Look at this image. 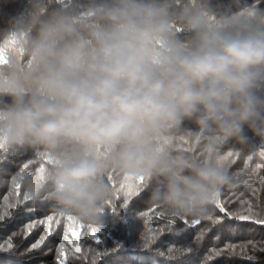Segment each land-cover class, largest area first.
<instances>
[{
  "label": "clouds",
  "instance_id": "clouds-1",
  "mask_svg": "<svg viewBox=\"0 0 264 264\" xmlns=\"http://www.w3.org/2000/svg\"><path fill=\"white\" fill-rule=\"evenodd\" d=\"M264 143V6L252 0H26L0 29V154L21 191L96 224L110 176L205 216L222 155ZM42 177V178H41Z\"/></svg>",
  "mask_w": 264,
  "mask_h": 264
},
{
  "label": "trees",
  "instance_id": "trees-1",
  "mask_svg": "<svg viewBox=\"0 0 264 264\" xmlns=\"http://www.w3.org/2000/svg\"><path fill=\"white\" fill-rule=\"evenodd\" d=\"M25 3L26 0H0V29L24 8ZM252 3L264 6V0H252ZM261 150H264V143H257L243 153L233 151L228 145L224 147L222 155L226 157L229 173L236 177L235 186L220 194L225 212H220L214 203L200 218L180 217L147 204L148 191L144 187L128 198L130 182L111 176L112 179H108L114 193L110 202L116 211L107 204L96 224L76 220V226L69 229L68 215L58 214L43 197L25 201L16 208H9L12 215L0 221V243L11 239L14 245L11 250H0V264H58L57 250L61 243L65 245V256L60 258L65 259L66 264H264V225L226 214L238 210L247 214L244 210L251 205L254 212L264 216ZM228 153L233 155L228 156ZM33 160V155L26 153L9 157L0 165V212L4 211L3 196L10 188L9 170L14 172L28 163L29 169L35 171ZM14 198L23 199L21 189L20 195ZM126 199L127 208L123 207ZM48 215H54L59 223L53 221L47 225L50 234L33 249L31 246L44 234L46 225L40 224L30 233L26 232V225ZM197 220L199 223L194 224ZM149 225L156 231L150 233ZM92 227L100 229L99 244L91 235ZM66 230L68 239H65ZM73 231L78 232L79 238L72 236ZM201 233L202 237L197 239ZM249 241L254 242L255 247ZM145 242L147 247H144ZM229 243L236 247L226 248ZM241 245L246 247L242 249ZM77 246L80 252L75 251Z\"/></svg>",
  "mask_w": 264,
  "mask_h": 264
},
{
  "label": "snow or ice",
  "instance_id": "snow-or-ice-1",
  "mask_svg": "<svg viewBox=\"0 0 264 264\" xmlns=\"http://www.w3.org/2000/svg\"><path fill=\"white\" fill-rule=\"evenodd\" d=\"M259 154L261 157H264V150H261ZM232 155H233V153H228V156H232ZM8 158H9L8 155L0 154V165H2L5 162V160H7ZM223 158L225 159L226 157H223ZM249 159H251V157H249ZM28 170H30L28 163H24L22 166L18 167L14 172L9 170V172H10V188H9L7 195L3 196L4 211L0 212V221H3L6 216L12 215V213L8 211L9 208H16L18 205L22 204L23 202L32 199V197H30L24 193H23V199L22 200L14 198V197H18L20 195V189H21L20 184L18 183L16 177H17V175L23 174L25 171H28ZM35 171L39 175L40 173L43 172V166H41L40 168H37ZM109 179L111 180L112 178L109 177ZM125 182H130V183H128V191L126 193V196L128 198H130L134 194H137L140 191V189L144 186V183H145L143 178L136 180V181L125 180ZM262 183H264V182H262ZM108 204L110 207L113 208V211H116L115 206L112 205L111 202H109ZM215 205H216V207L219 208L220 212H225V208L222 206V201L220 200V195L216 199ZM127 206H128V200L126 199L123 207L127 208ZM244 211H246L247 214H242V211H239V210L236 212H231V213H226V214L229 215L230 217H235V218H238L240 220H253L258 224L264 225V216H261L258 213L254 212L251 205H249L248 208ZM209 219H212V218L209 217ZM53 221H55L56 223H59V221L56 219V217L54 215H48V216H46L45 219L37 220L34 222H29L26 225L25 230L27 233H30L34 228H36L40 224L46 225L44 234L40 235L39 239L31 246L33 249L38 248L45 241V239L47 238V235L50 234L47 225L51 224ZM67 221L69 222L67 225V228L71 229V228H74L76 226V219L73 218L72 216H67ZM216 222H217L216 220H213V223H216ZM193 223L194 224L199 223V221L198 220L193 221ZM99 231H100L99 227H92L91 228V235H92L93 239L95 240L96 244L100 243V240L98 239ZM148 231L150 233H153L156 231V229H153L152 226L149 225ZM72 236L79 238V234L77 231H73ZM201 237H202V233L198 234L197 239H200ZM65 239H68L67 230L65 232ZM248 243L253 244V247H255L254 242L249 241ZM147 246H148V243L145 242L144 247H147ZM13 247H14V245H13L11 239H8L5 243H0V250H5V248L7 250H11ZM225 247L226 248H234L236 246L229 243V244H226ZM244 247H246V245H241L242 249ZM64 248H65V245L63 243H61L59 245L58 250H57L58 264H66V260L60 258L62 256H65ZM262 250H264V249H262ZM75 251L80 252L81 248L79 246H77ZM189 251H190V249H189ZM213 251H215V249H213ZM218 254L219 253L217 252V255Z\"/></svg>",
  "mask_w": 264,
  "mask_h": 264
},
{
  "label": "rangeland",
  "instance_id": "rangeland-1",
  "mask_svg": "<svg viewBox=\"0 0 264 264\" xmlns=\"http://www.w3.org/2000/svg\"><path fill=\"white\" fill-rule=\"evenodd\" d=\"M99 239V238H98Z\"/></svg>",
  "mask_w": 264,
  "mask_h": 264
}]
</instances>
